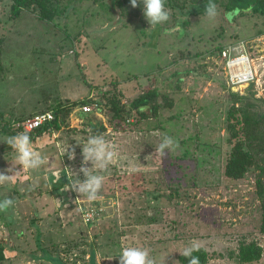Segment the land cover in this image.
<instances>
[{"label":"rangeland","instance_id":"374dc122","mask_svg":"<svg viewBox=\"0 0 264 264\" xmlns=\"http://www.w3.org/2000/svg\"><path fill=\"white\" fill-rule=\"evenodd\" d=\"M53 2L59 11L48 21L33 8L11 18V0H0V115L17 119L16 127L56 103L91 99L96 109L88 115L103 123L98 134L117 156L100 173L105 179L90 202L69 188L83 179L80 168L90 167L82 163L80 146L93 133L74 112L81 102L60 128L31 139L45 163L0 184V198L13 200L0 209V264H118L126 246L149 249L158 264L165 254L163 264H180L178 252L193 241L207 252L205 264H264L253 173L236 180L223 174L230 91L264 98V17L216 3L210 19L205 12L185 13L192 0H172L175 8L165 6L170 19L153 28L139 3L113 10V0ZM217 45L228 47L231 57H248L251 86L228 83ZM153 88L160 102L155 116L136 121L133 113L116 127L108 121L102 91L128 105ZM165 134L175 147L161 156ZM6 136L0 133V172L10 175ZM90 170L98 171L94 165ZM240 240L258 243L261 257L239 263L234 254Z\"/></svg>","mask_w":264,"mask_h":264},{"label":"trees","instance_id":"16d2710c","mask_svg":"<svg viewBox=\"0 0 264 264\" xmlns=\"http://www.w3.org/2000/svg\"><path fill=\"white\" fill-rule=\"evenodd\" d=\"M97 1H99L100 4H104L105 1L107 2V0ZM127 2H129V0H113L112 3L109 2L108 7L114 10L115 6L120 7L121 4ZM191 3L192 8L185 11V13L190 11L202 13L205 12V7L209 3H219L229 12L236 11L239 14L257 13L264 17V0H192ZM165 6L175 8L172 0H165ZM30 8L38 11L39 19L48 21L52 20L59 11L58 7L54 5L53 0H11L10 17L16 18L22 10ZM120 13H123V11L120 10ZM129 13L126 11L125 14L128 15ZM262 30L259 29L256 33L258 34L262 32ZM221 48L222 45L216 46L217 51H220ZM178 80L180 81L181 78ZM251 85V82L248 83V86ZM230 92L233 99L225 114L224 141L227 145V149L224 155L223 174L226 178L236 180L244 177L247 172L253 173L254 194L258 199L260 209L258 230L264 233V98L251 99V97L245 93H239L238 91ZM107 94V91L101 92V95L105 97V103L108 105L111 113L108 121H113L115 127L120 124H128L133 113L138 115L136 121L141 118H146L150 114L155 116L160 106V102L157 100L159 91L155 88L141 93L132 99L128 105L120 103L116 96ZM162 97L164 105L171 106L172 101L167 99L164 95H162ZM91 101V99H85L77 102L83 104L90 103ZM77 102H72L69 105L56 103L50 106L49 109L53 111L55 116L54 119L31 131H26L30 139L40 136L44 132L50 133L53 129L60 128L68 116L71 107L77 105ZM144 106L148 107V113L143 111L142 108ZM90 113L81 111L79 112V116L93 134H98L105 129V126L102 122L93 123L91 117L88 115ZM15 121L18 122L17 119L4 118L0 115V133L8 136L19 131L22 132L21 126H12ZM231 254L232 252L230 255ZM261 254L262 248L258 243L253 240H240L234 255L239 263H244L258 260ZM193 255L199 257L200 264H205L208 260V254L202 247L199 248V251L194 252ZM3 257V248L0 245V260H2ZM178 260L180 264H187L186 258L182 257L180 254Z\"/></svg>","mask_w":264,"mask_h":264},{"label":"clouds","instance_id":"9594fccd","mask_svg":"<svg viewBox=\"0 0 264 264\" xmlns=\"http://www.w3.org/2000/svg\"><path fill=\"white\" fill-rule=\"evenodd\" d=\"M142 6V13L146 19L149 27H155L163 24L170 19V10L165 7V0H129V4L135 8L137 4ZM205 15L212 19L217 15L216 6L209 3L205 7ZM3 143L10 147L12 158L10 160V167L6 170L12 174H4L0 172V184L11 182L12 178L20 171V169L39 171L44 163V157L39 155L32 146V141L28 132H17L13 135L5 137ZM175 147V141L168 135H163L158 145V152L161 156L165 151L171 150ZM68 149V147H67ZM66 149V150H67ZM69 159H72L73 153L67 151ZM82 163L88 162L90 167H81L83 179L77 177L72 181L69 188L73 189L78 194H83L88 201H95L97 199L98 191L105 179L104 175L100 174L105 171L108 166L114 161L117 152L114 145H110L100 134L89 135L83 146H80ZM19 165V170L16 167ZM95 166L98 170L93 172L90 170L91 166ZM13 204L10 197L0 198V209L7 208ZM200 245L193 241L183 246L178 253L186 258L187 264H200L199 257L193 255L194 252L199 251ZM160 258L159 264H163L165 257ZM118 264H158L157 260L150 255L149 249L142 246H126L120 249L118 256ZM176 262V261H174Z\"/></svg>","mask_w":264,"mask_h":264},{"label":"built area","instance_id":"2783aa9c","mask_svg":"<svg viewBox=\"0 0 264 264\" xmlns=\"http://www.w3.org/2000/svg\"><path fill=\"white\" fill-rule=\"evenodd\" d=\"M242 44V43H241ZM218 55L224 61L225 73L227 75V81L232 86H237L242 83H249L253 79L252 67L250 65V61L246 55L237 54L234 56H230L229 48L222 47L220 51H218ZM244 64H247L246 67ZM96 103H83L81 104L77 111H74L75 114L79 112L90 113L92 110L96 109ZM54 113L51 109L43 110L33 114L32 116L26 117L22 122H20V126L22 130L31 131L34 128L47 123L54 119ZM89 214V213H87ZM85 220H88L89 215H85Z\"/></svg>","mask_w":264,"mask_h":264},{"label":"bare ground","instance_id":"6f19581e","mask_svg":"<svg viewBox=\"0 0 264 264\" xmlns=\"http://www.w3.org/2000/svg\"><path fill=\"white\" fill-rule=\"evenodd\" d=\"M246 67H248V65L247 64H244Z\"/></svg>","mask_w":264,"mask_h":264}]
</instances>
